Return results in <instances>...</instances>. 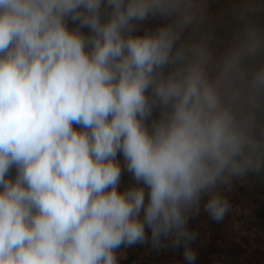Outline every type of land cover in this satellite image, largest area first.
Returning <instances> with one entry per match:
<instances>
[{
	"label": "clouds",
	"instance_id": "9594fccd",
	"mask_svg": "<svg viewBox=\"0 0 264 264\" xmlns=\"http://www.w3.org/2000/svg\"><path fill=\"white\" fill-rule=\"evenodd\" d=\"M252 173L264 0L218 17L208 0H0V264H119L164 241L195 264L190 218L204 200L222 221L221 189Z\"/></svg>",
	"mask_w": 264,
	"mask_h": 264
},
{
	"label": "trees",
	"instance_id": "16d2710c",
	"mask_svg": "<svg viewBox=\"0 0 264 264\" xmlns=\"http://www.w3.org/2000/svg\"><path fill=\"white\" fill-rule=\"evenodd\" d=\"M220 1V2H219ZM227 0H208V6L210 14L214 13L215 6H219V13L221 14L225 8ZM167 20L155 17L150 18L148 21L144 22V28H156ZM73 26L70 23V27ZM87 34L88 29L82 30ZM217 33L224 39L230 37V32L226 26L218 24L216 28ZM117 159L120 161L123 168L124 160L122 154L118 153ZM9 175L14 178L16 175V170L13 168ZM238 184L237 192L239 194V201L235 203V210L237 215L239 214L240 219L243 218V212L240 209L248 211V215L253 217L262 216L264 218V205L261 208V213L256 212L258 209L259 199H263L261 204H264V174L256 175L254 173L249 174V176L244 180L236 181ZM134 184L131 174L126 170L123 171L121 177V183L119 185V190L123 191L130 185ZM250 201V202H249ZM247 202L250 203L249 206H245ZM257 205V206H256ZM249 209V210H248ZM257 214V215H256ZM251 216V217H252ZM220 222L213 221L208 214H204L199 218L189 221L188 228L191 231L198 233L197 238L190 244V247L196 252L195 264H232V253L227 249L224 242L216 240V229ZM240 227V226H238ZM242 228V227H240ZM264 231V226H263ZM147 234L150 236V230H146ZM165 246L159 250L152 248L151 243L146 244H136L131 247H121L118 250V260L119 264H156L158 262L159 251H166L168 248L173 247L170 241H164ZM182 248L183 245H181ZM207 253L206 256L204 254ZM234 264H239L235 259Z\"/></svg>",
	"mask_w": 264,
	"mask_h": 264
},
{
	"label": "rangeland",
	"instance_id": "374dc122",
	"mask_svg": "<svg viewBox=\"0 0 264 264\" xmlns=\"http://www.w3.org/2000/svg\"><path fill=\"white\" fill-rule=\"evenodd\" d=\"M215 9L212 15L217 17L220 16V7L215 6ZM238 180L239 179H235L233 181L231 191H226L223 188L221 189L229 199L232 207L231 211L220 221L216 229L215 238L218 241L224 242L227 249L232 253V264L235 263V259L239 264H264V218H261L262 216L259 215L257 217H253L251 214L248 215V211L244 209H240L244 215L242 219H240L239 214L237 215L235 203L239 201V194L236 189L239 184L236 182ZM262 201V198L258 201L257 214L261 213V208L264 205L261 204ZM204 202L205 201L202 200L199 215L190 218L189 221L207 214L204 210ZM249 202L244 205L249 206ZM183 253L184 248L181 246L171 247L166 251H159L157 253L159 258L156 264H187ZM206 255L207 253L204 254V256Z\"/></svg>",
	"mask_w": 264,
	"mask_h": 264
}]
</instances>
